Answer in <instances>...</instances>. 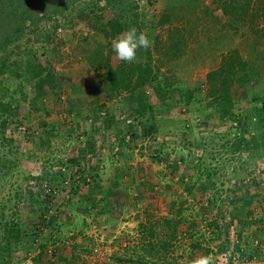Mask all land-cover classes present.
<instances>
[{
	"label": "rangeland",
	"instance_id": "374dc122",
	"mask_svg": "<svg viewBox=\"0 0 264 264\" xmlns=\"http://www.w3.org/2000/svg\"><path fill=\"white\" fill-rule=\"evenodd\" d=\"M80 1L32 0V23L0 51V225L19 222L23 233L5 264H80L83 250L67 242L83 231L93 237L86 257L112 248L126 253L112 255L123 264H191L209 254L216 264H264V128L255 125L264 108V21L247 8L228 28L218 0H182L172 2L170 22L157 25L160 0H127L167 86L163 98L138 88L152 116L136 118L126 91L108 97L92 61L99 47L120 67L112 49L118 32L109 29L115 19L107 9L78 17L71 8ZM100 23L108 31L93 29ZM173 28L183 44L175 33V46L166 41ZM158 44L162 52H153ZM233 48L248 61L250 80L234 91L232 114L220 118L207 105L205 75ZM140 123L154 124L145 137ZM32 194L48 200L43 209ZM130 217L134 227L122 223Z\"/></svg>",
	"mask_w": 264,
	"mask_h": 264
},
{
	"label": "trees",
	"instance_id": "16d2710c",
	"mask_svg": "<svg viewBox=\"0 0 264 264\" xmlns=\"http://www.w3.org/2000/svg\"><path fill=\"white\" fill-rule=\"evenodd\" d=\"M31 1L32 0H0V51L7 43L11 42L12 39L16 41L22 31L32 23L29 20L31 19L32 15ZM100 1H102L103 4H100ZM126 1L127 0H83L73 6L71 10L75 12L78 17H81L83 15L81 12H84L85 10L91 11L93 9L95 18H99L97 14H100L101 11L107 9L112 13V16L115 19V21H113L111 24V28L109 27V29L116 30L119 35L124 33V31L127 29H130L132 24L135 28H138V23L136 21L137 14H131V17L126 14L128 11L126 9ZM160 1L164 5V10L162 11L160 17L156 20L157 25H162L166 21L169 23V10L173 9L174 7L172 2H174L175 5H179L182 0ZM188 1L193 5L198 2V0ZM218 2L221 12L229 21L226 23L228 28L233 27V22L243 21L242 17L246 15L245 11L247 8L253 10L251 14L252 18L259 16L261 21H264V0H218ZM251 3H253V6L250 5ZM58 11L59 9H55L53 12ZM34 13L36 14V12ZM92 27L95 30L98 29L102 30L103 32L108 31L105 26L102 25V23ZM173 33L176 34V37H179L178 41L183 44L184 38L177 28H173V30L168 33L166 41L170 42L171 40H175V38L172 37ZM170 43H174L175 46V41H171ZM152 48L154 49L153 52H162L160 44L152 46ZM93 54L92 61H94L96 68L101 70L99 78L104 84V89L108 97L126 91V95L124 96L123 100L126 103L127 109H130V114H133L136 118H139L145 111L146 115H150L151 117L152 114L150 106L145 102H140L141 96L138 94V88L149 87L152 89L153 94H156V97L163 98L167 91V86L166 84H162L161 80L159 81L157 74L153 71L150 61L148 60V58L150 59L149 52L143 49L142 57L145 56L147 58L139 62H132L128 64L122 62L118 68L111 67L108 59L102 54V51L99 47L94 50ZM26 65L28 66V63H26ZM0 66L2 67V64ZM38 68L42 67L37 64L32 70H36L38 72ZM249 74L250 69L248 61L243 59L239 55V52L234 48L221 54L218 65L206 73L205 97L207 99V105L211 107L213 112L218 117H227L232 114L231 108L234 103L233 93L236 89L241 88L248 83L250 80ZM45 78L48 80V83H51L53 75L50 74ZM42 80L43 76H40L38 82L36 83V87H39V84L42 82ZM174 89L177 92L180 91V89L177 87ZM36 94L42 95L44 94V91H38ZM188 98L189 97H187L185 100H188ZM255 115H257L255 125L264 128V108L257 109ZM139 125L141 127V135L145 137L149 134L151 129H153L154 124L150 123L145 127L142 126L141 123ZM105 126L107 127V125ZM237 126H239L238 121ZM241 141L242 140L238 138V140L235 142V145L237 147L240 146V148L244 147L247 149L249 141H247V143L245 142L244 144ZM36 198L37 197H34L33 195L31 200L37 205L43 204V206H41V209H43L45 204L48 203V200L46 202L41 194L40 199ZM22 234L23 233L21 232L19 222L4 221L0 225V264H5L7 261L6 258L9 256L10 252L16 250V248L19 246V243H22ZM145 243L147 247H152V243L148 240ZM159 243L162 244L161 246L166 245L165 240ZM40 247H42V244Z\"/></svg>",
	"mask_w": 264,
	"mask_h": 264
},
{
	"label": "clouds",
	"instance_id": "9594fccd",
	"mask_svg": "<svg viewBox=\"0 0 264 264\" xmlns=\"http://www.w3.org/2000/svg\"><path fill=\"white\" fill-rule=\"evenodd\" d=\"M151 46L148 36L144 32H138L133 27L126 32L119 34L112 41V49L119 61L132 63L137 59V52L140 49L147 50ZM191 264H216L213 255H201L194 259Z\"/></svg>",
	"mask_w": 264,
	"mask_h": 264
},
{
	"label": "crops",
	"instance_id": "0c3cea01",
	"mask_svg": "<svg viewBox=\"0 0 264 264\" xmlns=\"http://www.w3.org/2000/svg\"><path fill=\"white\" fill-rule=\"evenodd\" d=\"M115 171H114V169L112 170V173H114ZM116 197V196H115ZM137 207H139V206H137ZM132 209H133V207H131V208H129L128 209V212H130V213H133L134 212V210L132 211ZM140 210H143L145 213L148 211V209L146 208V206H144V208H139V211ZM160 213H162V212H160ZM99 219L101 218V221H103L102 219H103V216H101V217H98ZM143 220H145V218H143ZM85 221H86V223L88 224L89 222H87V219H85ZM137 220L136 219H134V217H130L129 219H127L126 220V222H122L123 224H126L128 227H134V225H135V222H136ZM117 222V221H116ZM141 223H143V222H141ZM100 222H98V225L100 226ZM105 224H107V223H105ZM140 223L138 222V225H139ZM115 225V224H114ZM82 226H84V223L82 222L81 223V221L78 223V225H77V227H82ZM87 226H89V224L87 225ZM126 226V227H127ZM101 227H106V225H102L101 224ZM108 227H110V226H108ZM114 226H112V227H110V228H113ZM117 227H119V226H116V228L113 230V231H111V233L112 232H114V231H116L118 228ZM120 227H123V225L122 226H120ZM126 230H127V228H126ZM71 231H73V229L71 230ZM108 231V230H107ZM128 232H130L131 233V229L130 230H128ZM68 234H70L71 235V233H68ZM85 234H87V232L86 231H83V235L84 236H76L75 238H72V240H70V241H68L67 243H69L70 245H73V244H75V245H77L78 246V248L79 249H81V250H83L82 252H81V254L79 255L80 256V258H81V260H80V264H81V262H84L85 261V259L87 258L86 256H87V254L91 251V245H92V243H93V240H92V243L91 244H89V239L91 240V239H93V237L92 236H88V235H86L85 236ZM104 234V233H103ZM123 236V235H122ZM92 237V238H91ZM112 236L109 234V235H107V237H106V239H109L111 242H113L114 241V244H116V243H118V245H119V241H117V240H115L114 238H111ZM133 237V236H132ZM128 238V235L127 234H124V236H123V238H122V241L124 240V239H127ZM118 239V238H117ZM99 244V243H98ZM94 245V244H93ZM102 245H104V244H102ZM110 249H112V248H110ZM38 253V251L36 252V254ZM110 253L114 256V255H117V256H122V255H126V253H124V251H122V250H112V251H110ZM34 264H36V263H34ZM83 264V263H82Z\"/></svg>",
	"mask_w": 264,
	"mask_h": 264
},
{
	"label": "built area",
	"instance_id": "2783aa9c",
	"mask_svg": "<svg viewBox=\"0 0 264 264\" xmlns=\"http://www.w3.org/2000/svg\"><path fill=\"white\" fill-rule=\"evenodd\" d=\"M77 178V176H76ZM87 180V179H86ZM63 183V182H62ZM53 192H55V189H52ZM46 192H50L49 188L45 189ZM99 248H94L93 249V254L91 256L87 257L84 261L83 264H123L120 261H116L112 258V254L110 251L113 249H108L105 254L104 253H99Z\"/></svg>",
	"mask_w": 264,
	"mask_h": 264
}]
</instances>
